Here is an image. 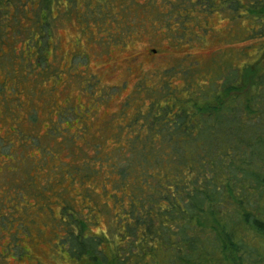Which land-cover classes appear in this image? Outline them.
<instances>
[{
    "label": "rangeland",
    "instance_id": "1",
    "mask_svg": "<svg viewBox=\"0 0 264 264\" xmlns=\"http://www.w3.org/2000/svg\"><path fill=\"white\" fill-rule=\"evenodd\" d=\"M4 1L0 264H85L68 254L67 225L109 231L111 210L120 211L110 156L151 94L172 86L184 97L189 82L210 84L254 61L262 38L249 34L252 17L237 22L222 0ZM85 161L102 175L83 177Z\"/></svg>",
    "mask_w": 264,
    "mask_h": 264
},
{
    "label": "trees",
    "instance_id": "2",
    "mask_svg": "<svg viewBox=\"0 0 264 264\" xmlns=\"http://www.w3.org/2000/svg\"><path fill=\"white\" fill-rule=\"evenodd\" d=\"M222 1L237 22L246 15L257 24L248 30L262 38L257 58L229 65L210 84L189 82L184 97L172 86L151 94L152 105L110 156L115 206L125 204V214L111 210L109 231L95 236L70 221V257L86 256L85 264H264V0ZM5 7L0 0L1 16ZM100 166L85 161L83 177L101 176Z\"/></svg>",
    "mask_w": 264,
    "mask_h": 264
}]
</instances>
